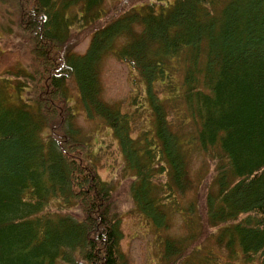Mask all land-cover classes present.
Listing matches in <instances>:
<instances>
[{
	"label": "trees",
	"instance_id": "obj_1",
	"mask_svg": "<svg viewBox=\"0 0 264 264\" xmlns=\"http://www.w3.org/2000/svg\"><path fill=\"white\" fill-rule=\"evenodd\" d=\"M112 1L106 11L107 0H0L2 30L27 40L34 70L27 85L0 81V264H128L115 196L126 178L136 210L161 232L162 262L218 264L199 247L189 252L199 234L187 214V235L162 237L164 205L193 187L183 146L196 145L215 168L205 224L233 255L239 250L227 264H264V0ZM87 35L86 53H73ZM107 56L144 85L152 129L138 139L132 125L142 105L135 114L103 99ZM13 73L29 75L23 65ZM70 81L87 118L118 142L126 178L100 177L74 122ZM170 100L184 109L181 128L190 124L193 138L173 129Z\"/></svg>",
	"mask_w": 264,
	"mask_h": 264
},
{
	"label": "rangeland",
	"instance_id": "obj_2",
	"mask_svg": "<svg viewBox=\"0 0 264 264\" xmlns=\"http://www.w3.org/2000/svg\"><path fill=\"white\" fill-rule=\"evenodd\" d=\"M113 5L114 2L112 0H107L104 8L106 11H109ZM5 11L6 7H0V77L16 81L21 80L27 85V79L34 73L32 57L27 47L28 42L27 40H22L18 34L11 35L2 30V26L5 23V19L3 18V13ZM18 30L21 34L24 33L25 36L27 35L24 25H21V27L19 25ZM87 36L86 40L73 46V53H86L92 35ZM24 49H26L25 52ZM33 50L34 49H32V51ZM37 56H39V53ZM33 62L35 65V61ZM22 65L29 75L15 76L13 72ZM100 81L103 89L102 96L107 103H119L124 110L130 112L133 110L135 114V109H138V105H142V114L140 117L135 116L132 125L134 137L136 139L141 136V133L152 129V124L149 119L150 110L145 100L146 94L144 92V85L139 82V78L126 64L119 62L113 56L105 57L100 66ZM166 88L167 87L162 88L161 92ZM67 92V96H70V102L75 112L74 122L76 126L80 128L81 137H84L90 146L92 145L90 151L91 155L96 157L95 162L100 177L104 181L126 178L124 159L120 152L119 144L113 138L110 130L104 126L100 119L87 118L85 109L78 98L77 87L73 81L67 83ZM163 95L165 99H170L171 91L166 89ZM177 100L182 101L180 98ZM174 104L173 100L165 102L169 111L168 119L172 123L173 129L186 140L193 138L194 131L189 127L190 124L184 129L181 128V124H183L182 120L186 119L184 109L179 106V102L176 101L177 106H174ZM173 107L174 109L177 107L180 112L174 110ZM178 114H182L184 118H180ZM183 152L187 156L188 171L193 187L187 190L184 195H179L176 204L167 203L164 205V210L169 216V229L163 233L167 235L166 237H172L174 239H180L187 235L190 231V229L188 230L186 227L187 219L184 220L187 214L191 217V221L197 224L195 227H197V234H199V240L191 245L189 252L195 246V248L199 247L201 249L200 255L202 258H216L218 264L234 263L237 261L235 255L239 253V250L236 248V253L233 255L231 250L226 247L228 239H223L222 245L219 244L217 242L219 233L205 224V197L209 195L213 188L212 185L215 177L214 164L210 157H207L199 150L197 145L192 147V149L183 146ZM132 180V178H126L120 184H117L115 189V196H118L121 202L119 206L123 211L122 231L124 239L121 243V248L126 256L128 264H165L162 262V244L158 237L161 232L155 230L153 225L136 210L133 202L129 199L128 191L130 189V183L133 182ZM165 180V178H159V188L162 187ZM160 192L161 194L159 196L165 194V191ZM191 204L194 209L189 214L188 210ZM198 220H200V222H198ZM201 226L203 233L201 232ZM213 232L215 233L214 237L203 235ZM188 255H190V253H188ZM237 255L240 257L239 254ZM195 256L196 255H193L192 257ZM188 259L190 260L189 257ZM187 262L188 261H184L181 264H186ZM191 263L193 262L191 261L190 264Z\"/></svg>",
	"mask_w": 264,
	"mask_h": 264
}]
</instances>
